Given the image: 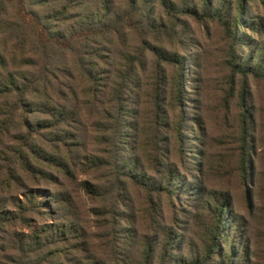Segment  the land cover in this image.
I'll use <instances>...</instances> for the list:
<instances>
[{
  "label": "trees",
  "instance_id": "obj_1",
  "mask_svg": "<svg viewBox=\"0 0 264 264\" xmlns=\"http://www.w3.org/2000/svg\"><path fill=\"white\" fill-rule=\"evenodd\" d=\"M175 1L0 0V264H123L128 250L123 229H117L118 205L127 178L148 191L164 192L171 207L173 198L180 206L204 195L194 180V151L188 150L179 87L168 103L176 116H168L153 100L141 122L133 105L137 93L129 90L136 87L134 72L144 68L148 54L157 59L151 62L154 69L166 62H159L147 46L172 39L182 15L195 22L214 20L225 33L229 78L221 120L228 118L226 110L235 97L242 154L237 171L241 185L247 183V82L264 83V41L253 42L248 35L258 28L249 6L264 10V0H200L199 9L187 8L189 0ZM154 6L160 9L158 16ZM243 14L250 19L243 21ZM239 26L245 27L244 35H237ZM124 29L135 33L142 45L135 59L120 50ZM115 54L123 65L113 67L110 75L107 67L115 64ZM167 59L177 61L172 80L178 85L182 58L173 54ZM189 162L191 171L183 170ZM78 174L94 175L105 184L78 182ZM76 182L90 202L98 203L92 208L98 245L86 239L78 206L68 194V185ZM39 188L45 196L36 191ZM226 197L212 195L211 207L204 208L210 226L199 264H236L233 258L246 257L244 250L234 256L237 227L224 218ZM46 214L49 222L43 219ZM175 216L168 227L155 229L159 237L140 239L137 255L127 258L130 264L198 261L191 259V251L188 259L173 255L178 240L168 229Z\"/></svg>",
  "mask_w": 264,
  "mask_h": 264
},
{
  "label": "rangeland",
  "instance_id": "obj_2",
  "mask_svg": "<svg viewBox=\"0 0 264 264\" xmlns=\"http://www.w3.org/2000/svg\"><path fill=\"white\" fill-rule=\"evenodd\" d=\"M170 1L178 3L175 0ZM199 3L200 0H189L186 7L199 9ZM249 8L254 10L252 18L258 24V28L249 31L248 35L253 42L261 41L262 43L264 41V10L256 5H251ZM154 9V14L158 16L159 7L154 6ZM207 12L210 13L213 10H207ZM180 18L179 26L176 28L177 33L172 39L151 41L147 46L155 51L159 62L162 59H166V62H160L158 68L154 69L151 62L157 59L148 54V57L143 60L144 68H137L134 72L136 87H130L129 90L135 91L132 95L137 93L138 102L133 105H135L134 108L139 109L141 122L143 115H148L150 102L153 100H157L158 104L169 112L168 116H176L177 112L171 111L168 103L173 89L179 87L182 100L180 111L186 119V133L189 137L188 150L191 151L192 148L194 151L191 153L194 163V166H191L194 180L201 184L204 195L200 193L196 199L184 201L180 206L176 205L178 203L173 198L171 207L168 205L164 192L148 191L146 186L134 183L131 177L127 178L124 181V189L120 192L124 200L118 205L121 219L117 229H123L121 236L126 235L127 258H134L138 253L136 247L140 239L144 235L156 236L155 229L168 227L169 220L175 213L176 221L168 229L172 236L176 235L175 238L178 240L172 253L182 260L188 259L190 257L188 252L191 251V259L199 258L195 263L199 264L208 242L205 239V231L210 226V216L204 208L211 207L212 195L221 199L224 194L227 195L225 199L229 204L224 218L227 224L231 223L233 227H237L234 256L243 250L246 252L244 259L233 258V263L234 259L236 264L240 259V264H264V83L247 82V115L251 121L247 133V144L250 151L245 157L248 162L247 183L242 186L237 171L242 165L240 158L242 154L240 153L241 145L238 142L235 97H231L226 110L228 118L224 122L221 120L223 115L221 108L223 104L225 105L223 98L226 95V83L229 78L228 70L224 65L226 39L223 34L225 33L222 26L209 18L204 23L195 22L183 15ZM241 19L247 21L250 18L248 14H243ZM228 28L230 29V26ZM244 33L245 27L239 26L237 35H244ZM112 39L117 46L121 44L120 50L128 52L127 55L131 58L135 59L139 55L142 45L140 41L138 42L135 33L124 29L122 43L118 44L116 37ZM173 54L182 58L184 68L181 67L182 81L178 85L172 80L177 61L172 63L167 59ZM114 62L116 66L113 63L107 67L110 75L113 67L122 69L123 63L119 62L117 54L114 55ZM191 117H194L195 123L192 122ZM92 149H94L92 146L88 148L89 151H93ZM183 170H190V162ZM145 173L147 177L148 170ZM77 181L89 185L105 184L104 181L98 182L91 174H78ZM36 191L41 196L46 195L43 188ZM67 191L72 201L78 206V213L83 221L80 222V227L84 229L86 239L92 240L93 245H98L96 235L99 232L94 226L95 218L92 216V208L98 203L90 202V198L80 186H77V182L75 185L69 184ZM50 218L51 216L46 214L43 219L49 222ZM219 247L221 250L226 249L223 244ZM126 259L123 264H130L131 260Z\"/></svg>",
  "mask_w": 264,
  "mask_h": 264
}]
</instances>
